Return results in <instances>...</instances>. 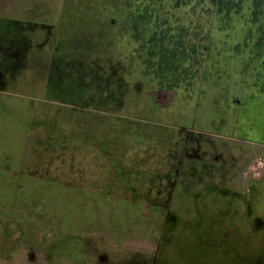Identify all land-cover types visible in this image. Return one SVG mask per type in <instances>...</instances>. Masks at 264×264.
<instances>
[{
    "label": "rangeland",
    "instance_id": "rangeland-1",
    "mask_svg": "<svg viewBox=\"0 0 264 264\" xmlns=\"http://www.w3.org/2000/svg\"><path fill=\"white\" fill-rule=\"evenodd\" d=\"M0 264H264V0H0Z\"/></svg>",
    "mask_w": 264,
    "mask_h": 264
},
{
    "label": "crops",
    "instance_id": "crops-1",
    "mask_svg": "<svg viewBox=\"0 0 264 264\" xmlns=\"http://www.w3.org/2000/svg\"><path fill=\"white\" fill-rule=\"evenodd\" d=\"M50 3H51V1H50ZM30 5H32V3H31ZM28 6H29V5H28Z\"/></svg>",
    "mask_w": 264,
    "mask_h": 264
}]
</instances>
